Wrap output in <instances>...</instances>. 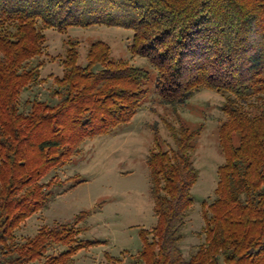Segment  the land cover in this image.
I'll return each mask as SVG.
<instances>
[{
    "label": "trees",
    "instance_id": "1",
    "mask_svg": "<svg viewBox=\"0 0 264 264\" xmlns=\"http://www.w3.org/2000/svg\"><path fill=\"white\" fill-rule=\"evenodd\" d=\"M39 24L59 32L130 29V51L156 69L162 104L183 105L202 89L228 94L219 128L224 162L215 199L202 202L204 241L184 256L201 129L168 123L173 146L164 149L153 127L156 148L147 165L156 223L140 229L142 248L129 264H264V0H0V264H73L77 252L102 243L80 239L85 211L72 223L42 226L21 244L14 239L67 183L44 179L86 140L130 122L148 97V70L112 59L103 41L91 44L82 66L70 43L55 78L57 101L35 98L21 110V94L41 80L39 66H29L45 42ZM57 246L64 249L47 254Z\"/></svg>",
    "mask_w": 264,
    "mask_h": 264
},
{
    "label": "rangeland",
    "instance_id": "2",
    "mask_svg": "<svg viewBox=\"0 0 264 264\" xmlns=\"http://www.w3.org/2000/svg\"><path fill=\"white\" fill-rule=\"evenodd\" d=\"M39 28L45 35V42L42 53L30 60L29 66H39L41 80L21 94L20 109L25 112L29 110L25 104L35 98L51 104L57 101L53 96L55 78L63 75L62 61L70 43L77 45L78 62L82 66L87 64L91 44L103 41L109 44L112 59L142 67L150 72L151 78L146 84L147 100L130 122L86 140L81 152L69 164L44 179L47 181L57 175L67 183L47 209L32 215L16 230L14 244L33 237L44 225L72 223L80 212L85 211V219L77 226L82 230L80 239L102 243L77 252L73 264H129L142 248L140 229H151L156 223L147 165L149 153L156 148L153 127L160 132L162 147L168 149L173 146V139L167 124L178 128L181 122L191 129H201L193 155L199 170V179L192 189L195 203L186 218L180 243L184 256L188 258L205 238L202 202L210 203L215 199L217 169L224 162L219 128L226 115L221 107L228 94L202 89L183 105L162 104L155 93L156 69L146 58L130 51L133 39L130 29L94 25L59 32L42 24ZM73 184L76 186L70 188ZM63 249L53 247L47 254ZM105 253L122 262L108 260ZM42 262L36 260L29 264Z\"/></svg>",
    "mask_w": 264,
    "mask_h": 264
}]
</instances>
